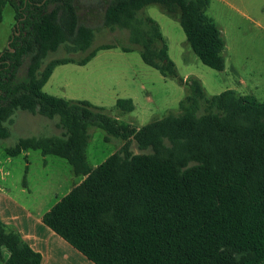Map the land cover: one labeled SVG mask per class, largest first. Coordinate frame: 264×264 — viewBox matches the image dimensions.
<instances>
[{
    "label": "trees",
    "instance_id": "16d2710c",
    "mask_svg": "<svg viewBox=\"0 0 264 264\" xmlns=\"http://www.w3.org/2000/svg\"><path fill=\"white\" fill-rule=\"evenodd\" d=\"M81 1L0 0V24L7 6L15 20L11 27L19 24L0 50V140L10 136L18 109L59 116L62 129L60 135L20 138L5 151L60 156L82 177L40 220L95 264H264V100L233 89L207 97L200 79L179 78L188 91L179 111L135 127L87 100L46 93L56 66L85 65L99 50L115 47L102 44L80 60L46 62L61 45L74 53L91 48L95 29L82 21ZM210 1L97 5L103 25L127 29L146 64L164 77H178L160 25L140 13L159 4L179 21L197 57L222 71L226 39L207 12ZM116 106L121 113L135 108L131 98H118ZM90 126L104 129L106 141L124 140L96 167L88 162ZM41 262L42 254L0 219V264Z\"/></svg>",
    "mask_w": 264,
    "mask_h": 264
},
{
    "label": "rangeland",
    "instance_id": "374dc122",
    "mask_svg": "<svg viewBox=\"0 0 264 264\" xmlns=\"http://www.w3.org/2000/svg\"><path fill=\"white\" fill-rule=\"evenodd\" d=\"M97 0H82V21L95 29L91 48L86 52H69L65 45L48 54L46 62L54 58H84L102 44L115 47L99 50L87 64L67 63L55 67L43 90L46 93L73 100H87L103 107L105 112L121 122L142 127L169 112H178L180 101L187 95V86L179 78L201 80L206 96L233 89L238 94L254 95L264 100V0H211L208 14L212 16L226 39L225 68L222 71L205 65L186 40L179 21L166 14L159 4L145 7L141 15L153 18L169 47L178 77H164L157 69L146 64L140 47L131 43L127 29H110L103 25V10ZM11 6L5 8V21L0 24V50L8 44V36L19 27ZM12 28V29H11ZM129 47V51L123 50ZM25 60L17 74L24 78ZM118 98H131L135 108L121 113L116 106ZM9 126L10 136L0 140V167L7 173L3 184L15 201L32 212L48 211L70 188L82 180L72 171L71 164L54 154L43 155L30 149L9 156L5 147L20 138L60 135L59 116L53 118L18 109ZM87 147L88 162L96 167L124 142L121 137L105 140L107 132L90 126ZM133 151L139 149L133 143ZM2 174V173H1ZM0 174V179H1ZM25 181V182H24ZM1 182V181H0Z\"/></svg>",
    "mask_w": 264,
    "mask_h": 264
},
{
    "label": "crops",
    "instance_id": "0c3cea01",
    "mask_svg": "<svg viewBox=\"0 0 264 264\" xmlns=\"http://www.w3.org/2000/svg\"><path fill=\"white\" fill-rule=\"evenodd\" d=\"M0 174V219L18 229L31 247L42 254L41 264H95L40 220L45 212L34 213L15 201L2 183L7 175L2 167Z\"/></svg>",
    "mask_w": 264,
    "mask_h": 264
}]
</instances>
